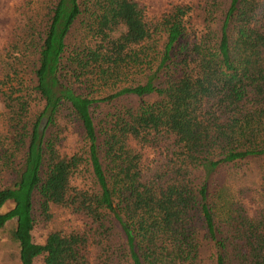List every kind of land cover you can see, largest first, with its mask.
I'll use <instances>...</instances> for the list:
<instances>
[{
  "label": "trees",
  "instance_id": "obj_1",
  "mask_svg": "<svg viewBox=\"0 0 264 264\" xmlns=\"http://www.w3.org/2000/svg\"><path fill=\"white\" fill-rule=\"evenodd\" d=\"M199 10L198 21L192 20ZM0 52V230L20 264H264V0H23ZM197 19V18H196ZM253 163V164H252ZM52 206L81 231H32Z\"/></svg>",
  "mask_w": 264,
  "mask_h": 264
},
{
  "label": "rangeland",
  "instance_id": "obj_2",
  "mask_svg": "<svg viewBox=\"0 0 264 264\" xmlns=\"http://www.w3.org/2000/svg\"><path fill=\"white\" fill-rule=\"evenodd\" d=\"M23 0H0V52L11 42L12 26L15 19L22 18L15 11V8ZM146 9L148 19H158L162 13L167 11L175 4H190L195 5L196 0H136ZM199 10L193 14V22L198 21ZM197 18V19H196ZM1 108V102H0ZM253 164V163H252ZM255 164V163H254ZM250 165L243 169L240 173H232L234 170H229L227 173H218L216 176L219 179L220 186L226 194H234L242 185L259 186L261 176L264 175V167L262 169L256 165ZM11 202H7L0 208V212H5L12 207ZM52 217L49 221H43L39 218L38 223L32 231V237L36 242H43L47 233L52 230H77L81 231L84 227L83 219L72 214L69 210L57 206H52ZM14 223V221H11ZM13 223H7L0 230V264H20L18 256V245L12 237L10 231ZM14 227V226H13Z\"/></svg>",
  "mask_w": 264,
  "mask_h": 264
}]
</instances>
